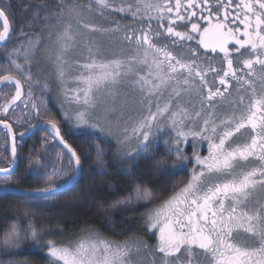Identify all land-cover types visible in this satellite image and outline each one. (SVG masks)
Instances as JSON below:
<instances>
[{
	"label": "snow or ice",
	"instance_id": "obj_1",
	"mask_svg": "<svg viewBox=\"0 0 264 264\" xmlns=\"http://www.w3.org/2000/svg\"><path fill=\"white\" fill-rule=\"evenodd\" d=\"M11 7L0 3V56L10 66L0 71L5 151L10 141V155L0 152V199L18 201L0 232V264H22L32 249L48 264H264V0H49L37 2L19 39ZM52 84L63 120L92 142L96 175H108L101 143L133 166L163 144L171 164L153 167L187 172L159 204L142 183L117 202L145 207L155 246L87 225L58 242L49 237L63 230L34 222L33 210L50 208L86 175L43 104ZM34 129H50L63 148L31 150L25 175L43 186L28 189L17 186V136L23 143Z\"/></svg>",
	"mask_w": 264,
	"mask_h": 264
},
{
	"label": "trees",
	"instance_id": "obj_2",
	"mask_svg": "<svg viewBox=\"0 0 264 264\" xmlns=\"http://www.w3.org/2000/svg\"><path fill=\"white\" fill-rule=\"evenodd\" d=\"M1 1L3 2V0ZM80 2L83 3L81 0ZM20 3V0L11 2L12 7H15V14L13 15L15 17L14 27L17 29L16 39L20 38L19 29L23 27L27 21L25 20L26 10H17L20 7ZM121 22L123 21H120V23ZM41 74L45 76V71ZM52 79L53 76L49 75V80ZM56 91L55 84H52L51 96L54 97L51 99L53 101L48 99V103L52 111H54L53 116L58 122L61 135L68 144L82 155V164L86 175L74 192L58 197L57 201L50 208L45 210H33L34 222L41 228H59L63 230L66 233L65 236L49 237L51 239H56L58 242L73 239L75 230L81 226L87 225L115 241H124L131 237H139L154 246L157 241L155 234L148 232L144 227L145 207L140 206L135 208L134 211L121 210L115 211L114 213L113 208H115L118 201H123L127 194L132 191L134 183L147 185L152 189L155 195L159 196V201L160 198H164L168 195L173 184L185 180L180 179L185 176L179 174L171 175L170 173L161 174L158 169L156 170L153 167L152 160L149 159L138 160L135 162V166L130 163L126 164L120 160H115L112 156V153L115 151V146L112 143H101V148L108 153L105 160V167L107 168L108 175H96L94 152L90 147L92 142L78 135L77 132L63 120L55 99L57 97ZM41 134L46 133L41 131ZM33 138H35L34 133L25 136L23 138V143H21L20 137L17 136V143L19 145L17 153L20 147H23L24 142H30ZM51 139L53 143L62 150L63 146L58 145V142L53 138ZM27 151L28 149L26 152ZM5 154L10 155V150L9 152H5ZM89 156H91V158H89ZM25 171L26 170L22 171V169H20L18 173V176L24 177L20 180V183L17 185L18 187L31 189L33 187L43 186L42 183H35L31 177H27ZM129 172L131 173L130 175L128 174ZM17 201V197L0 199V232L6 230L7 227H10L14 222L12 219L14 209L9 207V203L15 204ZM18 223L22 225L23 219ZM21 262H26V264H48L46 254L35 249L25 252L21 257Z\"/></svg>",
	"mask_w": 264,
	"mask_h": 264
},
{
	"label": "rangeland",
	"instance_id": "obj_3",
	"mask_svg": "<svg viewBox=\"0 0 264 264\" xmlns=\"http://www.w3.org/2000/svg\"><path fill=\"white\" fill-rule=\"evenodd\" d=\"M12 1H15V0H11V2ZM81 1H85V0H81ZM20 7L17 9L18 11L19 10H26V12H25V20H29V19H31V16H32V14H33V9H34V7H36V4H37V2H39V3H46V2H49V0H20ZM0 3H3L1 0H0ZM14 8L15 7H11V12H12V15L13 14H15L14 13ZM14 16V15H13ZM121 21H123V22H121V24H123V23H126L127 21H124V20H121ZM97 23H102V22H100V21H96ZM99 39H103V40H105V43L107 44V43H109L108 41H107V39H106V37H98ZM15 42V41H14ZM0 65H2V67H0V71H5V70H8L9 69V65H7L6 63H4V57L3 56H0ZM42 75V74H41ZM49 75H52L50 72H48V71H45V77H47L48 79H49ZM51 77V76H50ZM37 86L38 85H36V86H34V95L35 96H39V95H41V93H39V92H36L35 91V89L37 88ZM39 87V86H38ZM25 88H27V85H25ZM56 94L58 95V92L56 91ZM43 95H44V100H43V104L47 107V109L49 110V113H48V115H49V118H51V119H55L54 118V114H53V112L54 111H52V109L50 108V104L48 103V99L49 100H51V99H53V97L54 96H51L52 95V92L51 91H49V92H45V93H43ZM128 95L129 96H131V95H134V94H132V93H128ZM56 99V98H55ZM51 101H53V100H51ZM41 111L43 112V109H41ZM34 122V121H33ZM74 130V129H73ZM74 131H76V130H74ZM42 141H48V143L46 144V145H44V146H42ZM30 147V148H29ZM45 147L48 149V151H49V155L51 156V154L52 153H54L55 151H59V150H61L58 146H56L54 143H53V141H52V139H51V137L46 133V134H36L35 135V138H33V139H31L30 140V142H27V143H25L24 142V144H23V147H20V149L18 150V155H22L23 157H24V162H23V164H21V166H20V169H22V171H24V170H26L27 168H28V166H29V156H30V152H31V150H35V152H36V156H43L44 155V150H45ZM10 148V146H9V144H8V146H7V151H5V145H4V143H3V137H0V152H3L4 154H5V152H9V149ZM28 149V151L26 152V150ZM165 150H166V146L165 145H163V144H160L159 146H158V149H157V152L155 153V154H153V156H152V160H154V161H156V162H160V161H162L165 157H164V155H165ZM35 159H36V157H32V160H31V162L34 164L35 163ZM141 159H144V158H139L138 160H141ZM137 160V161H138ZM144 160H146V159H144ZM148 160V159H147ZM164 160H167L166 158L164 159ZM121 162H123V161H121ZM155 168V167H154ZM156 170H157V168H155ZM180 179H187V177H184V178H180ZM157 199L154 201V203L156 204V203H158L159 201H158V199H159V196L157 195ZM160 203V202H159ZM158 203V204H159ZM129 207L130 208H137V207H140V205H138L137 203H136V201H132L131 202V204L129 205ZM121 210H123L122 208H120L119 207V205L117 204L116 206H115V208H113V213L115 212V211H121ZM155 236H156V234H155ZM156 238H157V236H156ZM22 264H24V263H22Z\"/></svg>",
	"mask_w": 264,
	"mask_h": 264
},
{
	"label": "flooded vegetation",
	"instance_id": "obj_4",
	"mask_svg": "<svg viewBox=\"0 0 264 264\" xmlns=\"http://www.w3.org/2000/svg\"><path fill=\"white\" fill-rule=\"evenodd\" d=\"M7 87H11L10 85L9 86H7ZM35 122V121H34ZM14 127H15V124H14ZM4 129L3 128H0V137H3V134H4ZM41 133V131L40 130H37V131H35L34 132V134L36 135V134H40ZM26 141V140H25ZM185 151L187 152V154L189 155V156H191V154H192V152H191V146H190V144H189V146L187 147V148H185ZM201 155H206V150H204V149H201ZM164 157L167 159V160H164L163 159V161H167L169 164H171V160L167 157V156H165L164 155ZM170 174L171 175H175V174H179V175H184L185 177H187V172L186 171H177V172H175V173H172V172H170ZM158 239V238H157ZM156 244H157V241H156ZM155 244V245H156ZM154 245V246H155Z\"/></svg>",
	"mask_w": 264,
	"mask_h": 264
},
{
	"label": "water",
	"instance_id": "obj_5",
	"mask_svg": "<svg viewBox=\"0 0 264 264\" xmlns=\"http://www.w3.org/2000/svg\"><path fill=\"white\" fill-rule=\"evenodd\" d=\"M2 87H4V86H0V88H2ZM0 128H2V126H0ZM35 131H37V130L34 129L32 133H34ZM40 131H41V130H40ZM42 132L47 133L51 138L54 137V133H52L50 129H49V130H43ZM26 136H29V135H26ZM53 139H54V138H53ZM54 140H55L56 142H58L59 138H55Z\"/></svg>",
	"mask_w": 264,
	"mask_h": 264
}]
</instances>
